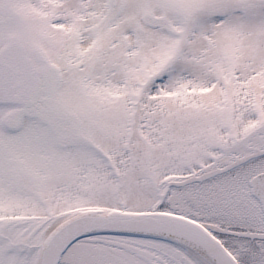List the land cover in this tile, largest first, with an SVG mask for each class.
I'll return each mask as SVG.
<instances>
[{
    "label": "snow or ice",
    "instance_id": "1",
    "mask_svg": "<svg viewBox=\"0 0 264 264\" xmlns=\"http://www.w3.org/2000/svg\"><path fill=\"white\" fill-rule=\"evenodd\" d=\"M0 264H264V0H0Z\"/></svg>",
    "mask_w": 264,
    "mask_h": 264
}]
</instances>
